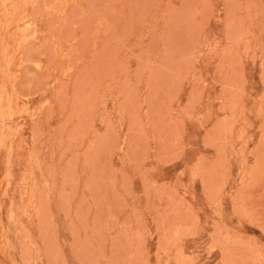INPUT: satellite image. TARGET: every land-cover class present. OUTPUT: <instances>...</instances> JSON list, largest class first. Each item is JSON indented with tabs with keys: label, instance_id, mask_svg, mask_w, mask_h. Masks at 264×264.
<instances>
[{
	"label": "rangeland",
	"instance_id": "1",
	"mask_svg": "<svg viewBox=\"0 0 264 264\" xmlns=\"http://www.w3.org/2000/svg\"><path fill=\"white\" fill-rule=\"evenodd\" d=\"M0 264H264V0H0Z\"/></svg>",
	"mask_w": 264,
	"mask_h": 264
}]
</instances>
